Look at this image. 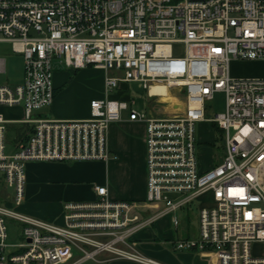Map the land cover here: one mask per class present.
Returning a JSON list of instances; mask_svg holds the SVG:
<instances>
[{
	"label": "built area",
	"instance_id": "1",
	"mask_svg": "<svg viewBox=\"0 0 264 264\" xmlns=\"http://www.w3.org/2000/svg\"><path fill=\"white\" fill-rule=\"evenodd\" d=\"M0 44L23 58L22 80L0 84V107L23 109L21 120L0 113V184L13 189L0 192V264H83L101 253L165 264L145 255L134 235L166 215L179 227V212L205 195L213 203L199 210V236L171 248L213 255L216 264H264V77L235 78L229 67L264 60V0H0ZM55 61L105 71L104 97L91 101L89 118L38 115L54 99ZM129 83L147 91V112L109 97ZM156 86L176 102L151 92ZM217 93L224 110L208 119ZM123 111L146 125L143 203L112 200L98 186L94 201L64 205L63 225L18 210L27 162L108 161L107 130ZM197 122L222 131V162L208 170L197 157ZM12 123L21 124L20 136ZM10 222L18 243L7 242Z\"/></svg>",
	"mask_w": 264,
	"mask_h": 264
},
{
	"label": "crops",
	"instance_id": "2",
	"mask_svg": "<svg viewBox=\"0 0 264 264\" xmlns=\"http://www.w3.org/2000/svg\"><path fill=\"white\" fill-rule=\"evenodd\" d=\"M60 66L57 63L53 71L55 89L53 102L50 107L39 111L38 115L53 119L89 118L90 103L104 97V87L101 97L99 93L86 90L87 68L90 67L81 69L64 67L67 71L63 72L59 70ZM126 91L129 89L123 86L121 90L115 92L122 95ZM129 98L133 103L131 95ZM14 108L2 106L0 113L8 120H21L23 109L18 107L16 109L18 113H15L12 110ZM149 108L150 103L147 111ZM15 126L21 130V124L12 123L10 124L12 132L16 133L13 130ZM145 131L146 125L143 121L131 120L129 111H123L121 119L112 122L107 130V147L112 155L108 161L27 162L25 198L18 210L29 216L63 225L64 205L68 202L94 201L95 187L98 186H105L108 197L112 200L143 203L147 195ZM213 166L212 163L207 170ZM186 208L179 212V227H174L172 216L166 215L135 234L133 238L138 248L148 257L165 264H216V257L213 255L208 257L193 251H175L171 248L170 243L178 238L199 236V222L196 226H191L190 212ZM99 260V262L87 260L83 264L89 261L96 264H140L111 259L106 253H101Z\"/></svg>",
	"mask_w": 264,
	"mask_h": 264
},
{
	"label": "rangeland",
	"instance_id": "3",
	"mask_svg": "<svg viewBox=\"0 0 264 264\" xmlns=\"http://www.w3.org/2000/svg\"><path fill=\"white\" fill-rule=\"evenodd\" d=\"M176 52L182 51L181 47H175ZM0 55L5 58L6 61V73L0 75V84L10 83L17 84L20 82L23 75V58L19 54H14L11 51V47L8 44H0ZM58 61H55V69ZM87 68V84L86 90L93 91L94 93H99V97L103 96V87L105 80V71L104 70H95L94 67L89 66ZM230 74L235 78H257L264 77V60H232L229 64ZM60 71H67L62 65L59 67ZM126 86L125 94L119 95L114 92L109 95L110 98L116 99L119 101L126 100L130 103V108H134L138 112H146L150 100L147 96V91L141 89L137 83H129ZM131 94H130V93ZM87 93V92H86ZM129 95L132 96V102L130 101ZM163 95V94H160ZM122 97V98H121ZM164 95L163 100H166ZM168 101V100H166ZM224 95L222 93L215 94L212 101L207 102L206 105V118L210 119L215 116L217 112H222L224 110ZM19 106H16L14 109L15 113H18L16 109ZM195 137L197 140L196 143V152L199 160L201 169L207 170L212 163L219 165L222 162V157L224 154V143L222 140V134L217 131L210 122H197L195 127ZM213 142V144H210ZM8 153L14 152L15 148L11 144L9 139V149ZM1 178V174H0ZM5 182L1 181L0 192H6L8 194L13 193V189L5 188ZM212 200L210 195L202 196L194 200L186 210L190 212V224L191 226H196L199 222V210L201 207L211 206ZM18 225L14 222L8 224V238L7 242L9 243H18L20 241L18 234ZM80 254H78L79 256ZM85 264H96L93 261H89Z\"/></svg>",
	"mask_w": 264,
	"mask_h": 264
},
{
	"label": "bare ground",
	"instance_id": "4",
	"mask_svg": "<svg viewBox=\"0 0 264 264\" xmlns=\"http://www.w3.org/2000/svg\"><path fill=\"white\" fill-rule=\"evenodd\" d=\"M151 92H153V93L155 92V93H158V94H163V95L167 96L166 100H168V101H172L173 100L174 102H176V100L168 98V95H167V92H166V88L164 86L152 87ZM166 100H163V101H166Z\"/></svg>",
	"mask_w": 264,
	"mask_h": 264
},
{
	"label": "trees",
	"instance_id": "5",
	"mask_svg": "<svg viewBox=\"0 0 264 264\" xmlns=\"http://www.w3.org/2000/svg\"><path fill=\"white\" fill-rule=\"evenodd\" d=\"M214 128L222 134L221 129H219V128H218L217 126H215V125H214ZM13 130H15L17 136H20V134H21V133H20V131H21V130H20V127H18V126L16 127V126H15V127L13 128ZM17 139H18V138H17ZM2 202H3V200H1V198H0V203H2Z\"/></svg>",
	"mask_w": 264,
	"mask_h": 264
}]
</instances>
